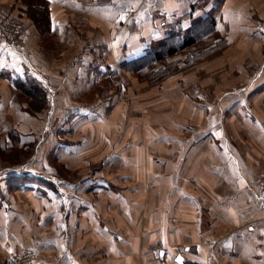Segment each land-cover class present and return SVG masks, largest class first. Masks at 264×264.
<instances>
[{
  "label": "crops",
  "instance_id": "obj_1",
  "mask_svg": "<svg viewBox=\"0 0 264 264\" xmlns=\"http://www.w3.org/2000/svg\"><path fill=\"white\" fill-rule=\"evenodd\" d=\"M31 2L0 0V13L22 28L21 45L0 40V102L18 92L14 80L34 77L50 92L52 110L54 88H94L100 71L116 73L120 62L160 43L175 22L187 27L208 7V0H43L44 35L31 18ZM221 17L232 24L228 38L250 41L233 47L244 50L238 53L264 55V3L225 0ZM54 54L62 57L51 59ZM250 71L248 78L213 79V94H194L190 85L173 82L168 87L181 94L160 101L149 127L140 102L145 94L138 90L139 126L124 130L119 142L62 141L54 148L59 163L70 161L65 166L96 165L77 180L58 175L20 185L17 175L11 177L9 191L0 187V220L9 218L1 230L11 238L0 242L4 255L25 244L35 250L38 264H264V205L258 195L264 176V58ZM114 105L105 116L95 109L70 112L95 125L104 119L102 128L87 127L105 136L120 115ZM73 147L79 154L71 159ZM86 147L89 158L81 153ZM18 195L27 199L22 224L13 201Z\"/></svg>",
  "mask_w": 264,
  "mask_h": 264
},
{
  "label": "rangeland",
  "instance_id": "obj_2",
  "mask_svg": "<svg viewBox=\"0 0 264 264\" xmlns=\"http://www.w3.org/2000/svg\"><path fill=\"white\" fill-rule=\"evenodd\" d=\"M253 1L258 5L264 3V0ZM224 2L225 0H208L207 10L209 11L204 10V15H215V28L217 30L215 36L211 33L208 38L196 41L192 47L179 50L175 55L167 57L164 62L157 63L149 70L138 73L135 70H132L129 66L125 65L121 68L117 66L115 67L116 73L108 69H106L104 72L100 71L98 74L102 76L97 79L94 88H88L85 90L83 87H75L69 88L68 90V87L66 86L56 87L54 88L56 94L54 95L55 101L53 110L50 108L51 104H49V101L48 104H46L41 109L33 108L35 101L33 104L29 103L30 98L27 96V94L21 92H17L12 95L10 98L11 101H7V103L4 102L2 104L0 102V107H3V110L0 112L1 190H10V187H8L9 183L7 181L12 175H17L19 178H21V185L23 183H29L25 181H30V179H41V177H48L49 180H54L53 178H56L58 175L77 180L81 178L83 174H86V172L97 170L96 165H93V163L91 164L94 167L91 168L90 166L78 167L74 164H72L70 167L65 166L63 163L70 161H61V163H59L56 157V152L53 150L62 141L89 144L99 140L100 143L102 142L103 144H107L106 140L110 138L111 143L119 142L124 130L129 128L133 129L139 126L136 113L140 102L143 103V106L146 104L144 110L146 109V115L147 118H149L147 119L146 127H149L148 121L154 125L153 112L155 109H158L160 101L164 98H169L172 94H181L178 89L168 87L175 81H177L179 84L184 83L186 85H190L189 87L194 90V94L199 95L201 94L202 90H205V92L209 94L218 93V84L215 82V87L213 82L216 80L213 79H242L245 78V76L248 78L251 74L250 69L255 65V61H261L264 58V55L261 56V54H258L256 56H252L245 53H238L244 50L240 48V50L237 52L233 48L242 45L249 46L250 41L249 39H242L240 37L236 39L227 37V34H230L231 32V30H229V26L232 24L224 22L223 18L221 17V9L224 5ZM35 8L39 9L40 7L35 6ZM250 10L252 11L251 14L254 15L253 8ZM31 18L33 19L32 15ZM12 20L14 19L12 18ZM242 23L244 26L249 25L246 24L245 20H243ZM259 23L260 25L262 24L261 22ZM193 24L194 23H190V25L184 28L180 27L179 25H173V28H170L169 30L180 29V31H182L179 33L183 34L184 32L186 33L184 29L190 28ZM43 34L45 35L46 33ZM41 39L43 44H48V37L42 36ZM68 55H70L69 58H74V56L71 54H66L65 56L68 57ZM57 56L59 58L62 57L60 55ZM57 56L55 54L51 55V59L53 58L57 60ZM100 57L101 59L103 58L102 56ZM83 58L86 59L82 60V66H84V62L88 61L89 57L85 55ZM108 62L113 63V59H110ZM236 69L238 70L235 71ZM91 73L96 76L95 72ZM51 79L55 78L52 77ZM90 80L91 78L89 77L88 81L91 82L92 80ZM151 80L155 81L151 82ZM203 80H206L204 81L205 83H203ZM77 82L78 84H82L80 79H78ZM205 84L209 85L206 86ZM183 88H185L183 91L185 94H188L186 91L191 89H187L186 86ZM227 89H230V87H227ZM138 90L145 94V96H141L145 102L141 101L140 99V102L138 101ZM72 93L78 95V99H74L72 96H70ZM112 96L115 97L113 98ZM118 96H122V99H118L119 101L115 102L117 101ZM113 102L117 105V107L115 105L114 107L119 110L120 115L123 114V111L127 113H125L123 117L118 115L116 120L117 123L114 124V127H110V130H106L107 134L105 136H103L101 130H99L105 125L104 119H98L97 125H95L93 122L85 120L78 113L70 112L72 110L88 111L95 109L97 114H99L100 111V114L105 116V113L111 109ZM77 118H80L79 121L77 120L74 123ZM62 121H65L66 127L64 129H62ZM90 123L93 126L100 128L95 132L90 133V129L87 127L90 126ZM60 124L62 132L59 131ZM73 126L75 127L74 129ZM79 134L83 137H80ZM127 138L128 135L124 139ZM84 149H86V151H82L81 153L87 152L89 148L86 147ZM78 152L79 151L73 147L69 152L70 158H75L74 154L77 155L79 154ZM88 152L86 155L87 158H89L88 156L92 154L91 151ZM108 153H111V151L104 152L105 155ZM95 157L102 159V156H99L98 153H96ZM73 161L74 160H72V162ZM261 178L259 179L258 187L260 186ZM41 189L49 190L51 192L53 191V189L50 187ZM18 192L22 191L18 190ZM13 201H16L18 204V221L19 224H22L25 221L24 202L27 201V199L23 195H18V197L14 198ZM5 223L9 224V218L5 219L4 215L3 219L0 220V233H7L8 239L0 238V242L8 240V242L4 241L3 243L9 244L11 242L10 232H6L5 228L4 230H1L3 224ZM24 248H29L33 252L35 251L31 247H27L25 244L17 251ZM7 256L8 254L4 255V252L2 249H0V264H5ZM34 256L36 260V252H34Z\"/></svg>",
  "mask_w": 264,
  "mask_h": 264
},
{
  "label": "trees",
  "instance_id": "obj_3",
  "mask_svg": "<svg viewBox=\"0 0 264 264\" xmlns=\"http://www.w3.org/2000/svg\"><path fill=\"white\" fill-rule=\"evenodd\" d=\"M42 3L43 0H33L31 4H33L34 6L30 8V13L39 30L42 31V33H46L47 11L46 6H42ZM35 6H39L40 8H35ZM215 22V15L210 14L201 17L199 20L194 22V24L190 28L184 29L186 33L184 32L183 34H180L179 32H181L182 30L180 31V29H171L170 33L160 43H157L153 47L148 48L138 56L130 58L129 60L122 61L120 63V67H124L126 65L138 73L149 70L153 68L157 63L164 62L167 57L175 55L179 50L192 47L196 41L208 38L211 33L215 36L217 32L215 28ZM173 25H176V22ZM112 72L115 73V71ZM152 81L155 80H151V82ZM14 85L17 88L18 92L27 94V96L30 98L29 103L33 104V102L35 101V104H33V108L41 109L46 104H48L50 93L46 89V86L42 84V82H40L38 79L34 77H27L24 79L17 78L16 80H14ZM11 177L13 178L14 176L12 175ZM11 177L10 180H12ZM19 179L21 180V178Z\"/></svg>",
  "mask_w": 264,
  "mask_h": 264
},
{
  "label": "built area",
  "instance_id": "obj_4",
  "mask_svg": "<svg viewBox=\"0 0 264 264\" xmlns=\"http://www.w3.org/2000/svg\"><path fill=\"white\" fill-rule=\"evenodd\" d=\"M22 28L19 23L11 17L0 13V40L12 46H19L22 42ZM258 195L264 205V176L260 180ZM35 252V251H34ZM34 252L29 248L21 249L9 254L5 264H38L36 263Z\"/></svg>",
  "mask_w": 264,
  "mask_h": 264
},
{
  "label": "water",
  "instance_id": "obj_5",
  "mask_svg": "<svg viewBox=\"0 0 264 264\" xmlns=\"http://www.w3.org/2000/svg\"><path fill=\"white\" fill-rule=\"evenodd\" d=\"M177 259H181V258H180V255L177 257Z\"/></svg>",
  "mask_w": 264,
  "mask_h": 264
},
{
  "label": "snow or ice",
  "instance_id": "obj_6",
  "mask_svg": "<svg viewBox=\"0 0 264 264\" xmlns=\"http://www.w3.org/2000/svg\"><path fill=\"white\" fill-rule=\"evenodd\" d=\"M121 19H123V17H121Z\"/></svg>",
  "mask_w": 264,
  "mask_h": 264
}]
</instances>
